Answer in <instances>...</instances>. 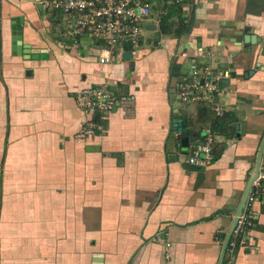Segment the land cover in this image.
<instances>
[{
    "label": "crops",
    "instance_id": "1",
    "mask_svg": "<svg viewBox=\"0 0 264 264\" xmlns=\"http://www.w3.org/2000/svg\"><path fill=\"white\" fill-rule=\"evenodd\" d=\"M47 1L0 0V264H218L264 136V0H152L136 54L109 64ZM13 25L39 54H12ZM203 67L227 73L217 93L180 101ZM103 86L110 111L77 107ZM206 131L213 160L192 166ZM262 198L222 263L264 264Z\"/></svg>",
    "mask_w": 264,
    "mask_h": 264
},
{
    "label": "built area",
    "instance_id": "2",
    "mask_svg": "<svg viewBox=\"0 0 264 264\" xmlns=\"http://www.w3.org/2000/svg\"><path fill=\"white\" fill-rule=\"evenodd\" d=\"M47 6L64 16V23L72 37L89 33L100 46L98 61L109 64L115 58L118 48L125 45L130 54H136L142 32L152 14L153 3L152 0H49ZM226 76V72L208 67L193 69L189 73L192 82L183 85L179 94L180 101L189 103L210 100L218 91L219 81ZM75 101L79 108L89 113L108 112L114 105L112 94L105 86L82 89L77 93ZM221 109L222 105L215 107L218 115ZM84 128L79 140L93 136L97 129L94 122H87ZM204 138V143L197 144L187 159L192 166L204 167L213 160L210 147L212 134L206 131ZM262 181L264 173L259 172L233 229L234 237L240 236L252 225L255 218L253 204L258 200L259 192L264 196V190L260 191ZM230 247H233V243Z\"/></svg>",
    "mask_w": 264,
    "mask_h": 264
},
{
    "label": "water",
    "instance_id": "3",
    "mask_svg": "<svg viewBox=\"0 0 264 264\" xmlns=\"http://www.w3.org/2000/svg\"><path fill=\"white\" fill-rule=\"evenodd\" d=\"M238 33L240 34V32H238ZM12 40H13V44H12V54L13 55H22L23 54V55L31 57L32 54H39L40 53V51L34 52L31 49L26 48L25 46L22 45V32H21V28L19 26L13 25V27H12ZM244 42L245 43H250V42L254 43L253 36H251L250 34H245ZM193 46H194V44H192V47ZM197 46H200V44H198ZM44 52H45L44 50L41 51V53H44ZM128 57H130V54L124 55L123 58H128ZM221 82L223 83L224 81H221ZM94 114L96 116L99 115L98 112H95ZM180 123H181V121H179V120H173L174 128H176ZM263 148H264V136L260 142V145H259V148L257 151V155L255 158V163H254V168H253L252 173L250 174V177H249L247 184L244 188V191H243L242 196L240 198L239 205L235 211L234 218H233L232 223L229 227V230H228L227 234L225 235L218 264H222L224 251H225L226 245L228 243V240L230 238V235H231V233H232V231H233V229L237 223L238 217L241 214V210L244 207V204H245L247 195L249 193V190L251 188V185L257 179V177L259 175L260 162H261ZM262 203L264 204V198H262Z\"/></svg>",
    "mask_w": 264,
    "mask_h": 264
},
{
    "label": "trees",
    "instance_id": "4",
    "mask_svg": "<svg viewBox=\"0 0 264 264\" xmlns=\"http://www.w3.org/2000/svg\"><path fill=\"white\" fill-rule=\"evenodd\" d=\"M189 26H190V23L189 24H185L184 22H179L176 26H172V27H166L164 29H162L163 32H166L169 28V33L170 34H174L175 36H179V34L181 35V32L183 34L187 33L189 31ZM98 117L94 118V119H97Z\"/></svg>",
    "mask_w": 264,
    "mask_h": 264
},
{
    "label": "rangeland",
    "instance_id": "5",
    "mask_svg": "<svg viewBox=\"0 0 264 264\" xmlns=\"http://www.w3.org/2000/svg\"><path fill=\"white\" fill-rule=\"evenodd\" d=\"M144 36V35H143ZM148 37V34H146L145 35V38H147ZM76 102V101H75ZM77 105V104H76ZM78 107V106H77ZM79 108V107H78ZM79 109H81V108H79ZM83 110V109H82ZM87 122H85L84 123V125L82 126V128H81V130L79 131V133L76 135V137H75V140H76V142H81V141H85V140H87L88 138H83L82 140H79V135H81L82 134V132L85 130V128H84V126H85V124H86Z\"/></svg>",
    "mask_w": 264,
    "mask_h": 264
}]
</instances>
